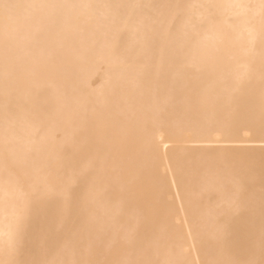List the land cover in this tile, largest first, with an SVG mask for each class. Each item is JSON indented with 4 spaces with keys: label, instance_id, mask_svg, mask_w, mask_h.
Masks as SVG:
<instances>
[{
    "label": "bare ground",
    "instance_id": "obj_1",
    "mask_svg": "<svg viewBox=\"0 0 264 264\" xmlns=\"http://www.w3.org/2000/svg\"><path fill=\"white\" fill-rule=\"evenodd\" d=\"M0 264H264V0H0Z\"/></svg>",
    "mask_w": 264,
    "mask_h": 264
}]
</instances>
